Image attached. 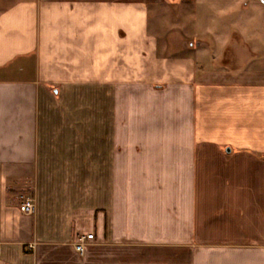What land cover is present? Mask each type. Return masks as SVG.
I'll return each instance as SVG.
<instances>
[{
  "label": "crops",
  "instance_id": "1",
  "mask_svg": "<svg viewBox=\"0 0 264 264\" xmlns=\"http://www.w3.org/2000/svg\"><path fill=\"white\" fill-rule=\"evenodd\" d=\"M153 1L0 0V264H264V32L170 50Z\"/></svg>",
  "mask_w": 264,
  "mask_h": 264
},
{
  "label": "rangeland",
  "instance_id": "2",
  "mask_svg": "<svg viewBox=\"0 0 264 264\" xmlns=\"http://www.w3.org/2000/svg\"><path fill=\"white\" fill-rule=\"evenodd\" d=\"M220 1L214 0L216 4L203 5L199 0H155L149 6L151 32L157 35L161 45L178 51L182 47L194 46L203 32L214 34L213 38H228L225 49L229 55L246 57V32L249 38L253 34L255 44L262 43L264 9L260 6H264V0H255L253 6L246 3L251 0L233 1L232 5L227 1L228 6L220 4L224 2ZM249 12L253 14H247ZM230 40L235 41V46L228 47ZM219 45L220 41L216 46ZM230 57L229 61L233 59ZM32 197L36 200L34 194Z\"/></svg>",
  "mask_w": 264,
  "mask_h": 264
},
{
  "label": "built area",
  "instance_id": "3",
  "mask_svg": "<svg viewBox=\"0 0 264 264\" xmlns=\"http://www.w3.org/2000/svg\"><path fill=\"white\" fill-rule=\"evenodd\" d=\"M20 210L24 213L27 214H33L36 210V200L34 197L32 196H28L26 197L23 202L20 204ZM94 238V232H89V233H85V234H80L77 236L75 242H74V246L75 248L82 252L85 248V245L87 244V242L89 240H92ZM34 244L30 243L29 247H33ZM1 249H2V244L0 242V253H1Z\"/></svg>",
  "mask_w": 264,
  "mask_h": 264
},
{
  "label": "water",
  "instance_id": "4",
  "mask_svg": "<svg viewBox=\"0 0 264 264\" xmlns=\"http://www.w3.org/2000/svg\"><path fill=\"white\" fill-rule=\"evenodd\" d=\"M230 149L228 148V151H229Z\"/></svg>",
  "mask_w": 264,
  "mask_h": 264
}]
</instances>
